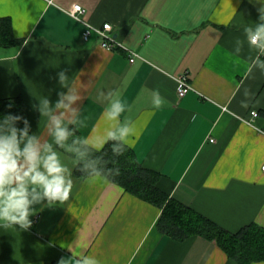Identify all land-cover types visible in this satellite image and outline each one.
<instances>
[{
  "label": "crops",
  "instance_id": "0c3cea01",
  "mask_svg": "<svg viewBox=\"0 0 264 264\" xmlns=\"http://www.w3.org/2000/svg\"><path fill=\"white\" fill-rule=\"evenodd\" d=\"M76 4L139 57L103 48L97 34L84 41L85 24L68 13ZM262 14L264 0H0V18L23 41L0 47V100L21 98L29 130L73 184L62 204L33 202L28 229L0 220V264H237L213 241L162 234L160 208L109 179L77 177L52 117L93 149L127 126L122 142L160 174L161 190L229 232L264 227V50L247 34ZM183 75L193 90L179 97ZM61 94L78 99L57 108ZM117 101L124 110L111 120Z\"/></svg>",
  "mask_w": 264,
  "mask_h": 264
},
{
  "label": "trees",
  "instance_id": "16d2710c",
  "mask_svg": "<svg viewBox=\"0 0 264 264\" xmlns=\"http://www.w3.org/2000/svg\"><path fill=\"white\" fill-rule=\"evenodd\" d=\"M22 43L15 38L11 19L0 18V47H18ZM8 117L20 119L9 125ZM25 121L21 98L0 100V130L6 132L9 126L18 130L27 128L28 136H34ZM69 132L71 135L59 148L77 161L74 174L80 178L103 176L126 192L160 208L157 229L162 234L178 241L203 237L215 242L237 264L264 262V227L252 223L236 233L229 232L161 190L158 187L160 174L145 168L122 141L110 139L102 149H93L74 128Z\"/></svg>",
  "mask_w": 264,
  "mask_h": 264
},
{
  "label": "clouds",
  "instance_id": "9594fccd",
  "mask_svg": "<svg viewBox=\"0 0 264 264\" xmlns=\"http://www.w3.org/2000/svg\"><path fill=\"white\" fill-rule=\"evenodd\" d=\"M260 19L264 21V14ZM247 34L251 45L264 50V24H260L255 32L247 30ZM59 77L61 84H64L67 78L63 71L59 73ZM61 96L57 108L68 107L78 99L76 95L61 94ZM65 99L69 101L68 106L64 105ZM159 104L160 101L157 100L156 106L158 107ZM44 106L45 109L48 108L47 100L44 101ZM123 110V105L119 101L112 103L108 112L109 119L116 120ZM44 114L50 113L46 111ZM15 119L20 118L8 117L7 122L11 125ZM52 120L55 142L63 147L71 133L62 126L61 118L52 117ZM129 133L130 129L125 126L119 129V136L109 131L107 138L123 141ZM114 151L117 149L114 148ZM70 176L69 170L61 163L58 153L53 151L52 146L45 143L41 147L36 136H28L27 128L18 130L9 126L6 132L0 130V220L8 222L6 227L19 224L22 229H28L30 227L28 217L31 214L29 206L33 202L45 198L49 204L56 201L62 204L67 201L73 187ZM59 264H67V262L61 258Z\"/></svg>",
  "mask_w": 264,
  "mask_h": 264
},
{
  "label": "built area",
  "instance_id": "2783aa9c",
  "mask_svg": "<svg viewBox=\"0 0 264 264\" xmlns=\"http://www.w3.org/2000/svg\"><path fill=\"white\" fill-rule=\"evenodd\" d=\"M68 13L76 18L77 20L83 22L86 26L82 38L84 41L88 42L93 34H97L101 40L100 44L103 48L109 50V51H114V50H127L129 52V61L133 63L137 57H139L138 54L129 51L128 48H126L120 41H118L115 36L113 35V26L110 23H105L101 27H94L88 22H86L82 16L86 13V10L81 6V5H74L72 8L68 10ZM177 94L179 97H183L186 94H188L190 91L193 90V86L190 83L188 77L185 75L177 78ZM259 117V113L257 110H252L250 112V117L249 118H244L245 122L248 124H252L254 119ZM212 142L214 140H211ZM264 171V164L262 167Z\"/></svg>",
  "mask_w": 264,
  "mask_h": 264
}]
</instances>
